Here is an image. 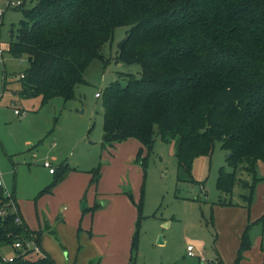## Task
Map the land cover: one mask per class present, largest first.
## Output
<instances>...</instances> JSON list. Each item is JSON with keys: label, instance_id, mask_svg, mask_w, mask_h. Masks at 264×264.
Returning a JSON list of instances; mask_svg holds the SVG:
<instances>
[{"label": "trees", "instance_id": "1", "mask_svg": "<svg viewBox=\"0 0 264 264\" xmlns=\"http://www.w3.org/2000/svg\"><path fill=\"white\" fill-rule=\"evenodd\" d=\"M29 1L35 3L28 9H23L25 0L16 7L22 18L6 48L9 55H24L28 62L19 77V97H40L41 105L55 97L73 99L90 62L97 59L105 67L102 51L112 43L115 28L129 27L116 60L139 64L141 72L121 74L124 86L114 81L98 92L103 105L101 146L138 141L136 158L145 170L156 135L163 143L174 141L177 179L193 182V160L210 156L218 142L230 155L218 169L220 196L213 204L231 205L222 197L232 194L238 181L235 168L244 164L255 175L251 185L240 186L248 190L240 197L249 214L254 188L264 181L256 176L257 162L264 163V0ZM144 148L146 155L140 158ZM70 169L61 162L53 172L55 181ZM88 172L90 184H96L100 165ZM255 225L264 233V206L257 219L247 218L233 264L251 248ZM137 233L138 228L130 263ZM41 235L22 219L14 193L6 195L0 188V248L18 241L38 249L22 253L12 247V260L2 264H56L41 248Z\"/></svg>", "mask_w": 264, "mask_h": 264}, {"label": "rangeland", "instance_id": "2", "mask_svg": "<svg viewBox=\"0 0 264 264\" xmlns=\"http://www.w3.org/2000/svg\"><path fill=\"white\" fill-rule=\"evenodd\" d=\"M34 3L25 0L23 9ZM5 8V0H0V11H4L0 17L1 189L6 195L14 193L29 228L39 229L43 238L49 236L54 241L57 236L50 234L49 228H54L56 217L60 218L58 222L64 221L60 226L67 237L64 249L60 248L63 257L79 250L77 258L81 259L93 247L106 264H233L240 230L232 229V224L237 217L248 218L247 202L232 195L222 197L238 201L245 213L213 204L220 196L215 186L218 169L226 166L227 158L218 142L210 156L193 160V182L177 179L174 141L163 143L156 135L145 170L136 158L139 144L135 140L117 142L109 151L101 146L103 105L95 93H102L114 81L124 86L126 79L121 74L139 76L141 72L139 64L116 60L118 45L129 27L115 28L112 43L102 51L105 67L99 60H92L83 73L85 83L76 85L73 99L55 97L41 105L40 97L23 99L16 93L28 62L24 55H9L6 48L15 39L22 12ZM15 108L24 114L16 115ZM145 155L144 148L140 158ZM44 161H49L54 170L66 161L71 169L55 181ZM98 164L100 177L96 184H90L88 170ZM257 169L256 176L263 177L264 165ZM235 175V194L239 195L243 192L240 186L251 185L255 175L244 164L235 168ZM263 182L254 188L250 221L263 210ZM243 190L248 192L247 188ZM137 228V250L130 263L129 248ZM88 238H92V245ZM188 244L194 256L187 255ZM260 248L264 250V233L255 225L251 248L243 253L239 264H254ZM12 257L11 246L0 248V264Z\"/></svg>", "mask_w": 264, "mask_h": 264}, {"label": "crops", "instance_id": "3", "mask_svg": "<svg viewBox=\"0 0 264 264\" xmlns=\"http://www.w3.org/2000/svg\"><path fill=\"white\" fill-rule=\"evenodd\" d=\"M5 88H6V86H5ZM15 109H17V108H15ZM15 109H14V111H15ZM18 110H19V108H18ZM19 111L20 112H24L23 110L22 111L19 110ZM128 140H134V139H128ZM136 142L139 144L138 147H137L139 149L141 147V144L138 141H136ZM112 147H114V144H113ZM112 147H106L107 148L106 151L111 150ZM138 149H137V151H138ZM137 151H136V153H137ZM261 164L264 165V163L258 161L257 162V167L260 166ZM51 166H52V164H51ZM90 170H88V171H90ZM48 173H49V171H48ZM49 174H53V173H49ZM263 176H264V171H263ZM236 186H238V185H235L234 186L233 192H232L231 195H232V197L239 198L242 194H244V190L242 189L243 192L241 191L242 193H240L239 195L238 194H235V188H236ZM261 189H263V193H262L263 201L262 202H263V206H264V182L262 184ZM230 201H231V205H225L228 210H232V211H235V210H243L242 212H244V213L247 210V209L246 210L244 209V206H242V205L239 206L238 201L231 200V199H230ZM215 202H213V203H215ZM218 206H221V205H218ZM249 211H250V209H249ZM247 214H248V211H247ZM261 214H262V212H261ZM261 214H259V212L256 213L255 219H257ZM20 215H21V213H20ZM21 217H22V215H21ZM248 217H249V214H248ZM22 219L24 220L23 217H22ZM59 219H60L59 217H56L57 223H55L54 228H49L50 234H52L53 236L56 235L57 238H53L54 241H52L49 238V236H46V238H43L42 235H41V241H40L41 248L46 253H48V255L55 261L56 264H106V260L105 259H102V261H101V257L98 256V253H100V251L97 250V249H94L93 247H91V251H90V253L88 255H85V256L84 255L83 256L81 255L82 256L81 259H78L77 258L78 253H79V250H77L76 252L71 253L70 256H69V253H68L66 257H63L62 256V252L60 251V248L62 249L64 242L67 241V237H64V235L62 233V230H60V226L63 227L65 225V222L64 221L63 222H58ZM255 219H253L251 221H254ZM24 222H25V220H24ZM246 222H247V218H246V215H245V218H241L240 219L239 217H237V220L234 221V223L232 224V229L234 228V230H235V227H238V229L240 230L239 231V235L237 237L238 242H239V236H240L243 228L245 227ZM29 229H31V228H29ZM31 230H39V229H31ZM58 239L60 240L61 243H58L56 241ZM64 239H65V241H64ZM55 242H57V244ZM88 242H90V245H92L91 244L93 242L92 241V238H88ZM237 247H238V245H237ZM63 249H64V247H63ZM236 250H237V248H236ZM258 256H259V259L258 260L256 259V261H254V264H264V250L263 249L260 248V252H259ZM258 256H257V258H258ZM129 258H130V248H129ZM94 259H97V261L96 262H93Z\"/></svg>", "mask_w": 264, "mask_h": 264}, {"label": "built area", "instance_id": "4", "mask_svg": "<svg viewBox=\"0 0 264 264\" xmlns=\"http://www.w3.org/2000/svg\"><path fill=\"white\" fill-rule=\"evenodd\" d=\"M5 2H6V7H8V8H16V7H19V6L22 5V0H5ZM3 12L4 11H0V17H2ZM2 51L3 50L0 49V56L2 54ZM99 96H100V94L98 92H96L95 93V97H99ZM14 113L17 114V115L18 114L19 115H23L24 114L23 112H20L18 109H15ZM43 166L46 167V168H48L49 173H53L54 172V168L51 166V164L48 161H44L43 162ZM0 188H2V181H1V179H0ZM15 222L19 224L21 222L20 218L19 217H16L15 218ZM12 247L14 249H20L22 253H24V251H28V250H32L34 252H37L38 251L37 247H35L30 242L25 243V247H23L22 243L17 241V242H14L12 244ZM186 250H187V255L188 256H194V253L192 252L193 247H192L191 244H188L187 245ZM11 260H12V258L9 259V260H7V261H11Z\"/></svg>", "mask_w": 264, "mask_h": 264}, {"label": "water", "instance_id": "5", "mask_svg": "<svg viewBox=\"0 0 264 264\" xmlns=\"http://www.w3.org/2000/svg\"><path fill=\"white\" fill-rule=\"evenodd\" d=\"M127 39V36H125L119 43L118 45V49L122 48L123 43L125 42V40ZM230 155V153H227V157ZM129 190V188L125 189L124 192H127ZM159 242H161V239H159Z\"/></svg>", "mask_w": 264, "mask_h": 264}]
</instances>
